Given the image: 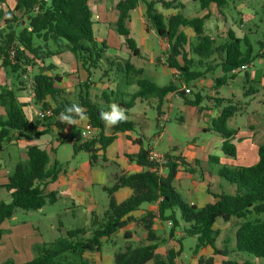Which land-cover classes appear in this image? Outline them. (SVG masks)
I'll return each mask as SVG.
<instances>
[{
	"label": "trees",
	"instance_id": "trees-1",
	"mask_svg": "<svg viewBox=\"0 0 264 264\" xmlns=\"http://www.w3.org/2000/svg\"><path fill=\"white\" fill-rule=\"evenodd\" d=\"M12 1L14 9L4 19L3 29L0 30V60L3 67L10 73L20 74L19 78L24 77V68L40 67L32 80L35 91L34 100L41 106V109L53 108V117L45 120L39 119L35 122L28 121L22 105L17 101L15 92L3 88L0 93V106L5 108L6 117H0V145L4 141H12L16 134L20 137L32 136L39 139L44 135V132L38 131L39 126L42 124L49 126L45 122L56 120L54 124L62 131L72 126V124L62 122L59 118L60 114L65 113V109L74 103L63 99L66 91L60 87L62 77L48 75V72L55 70L54 66H45L48 60L60 53H72L90 75L91 70L98 69L104 63L110 68L123 69L126 76L141 77L144 74L142 69L137 70L130 61L116 64L106 57L109 47L106 43H98L95 37L89 0ZM193 1L199 4L202 11L211 12L214 6L219 15H223V11L229 4V0ZM142 4L146 7L147 22L160 38L167 40L170 47L165 66L179 74L183 85H190L203 76L200 72L194 71L196 63L186 53L187 47H189V53L199 60L197 65L209 62L214 57L218 59L219 62L214 66L207 64L209 72L221 68L224 74L223 77L215 80L213 90L216 92L227 86L237 76H242L239 71L244 66H252L254 60L258 58V56L254 57L251 40L247 37L239 39L231 31L227 33L225 43L216 47L215 40L206 34L208 15L187 18L182 12L185 10L184 5L176 4L175 1L121 0L116 6L119 12L117 32L124 37L127 49L135 58L142 59V55L136 41L131 37L128 24L132 12ZM158 4L166 10L172 9L178 13L166 18L157 10ZM185 28L194 32L195 43L191 42L186 35ZM36 41L41 43L37 44ZM52 45L55 47L54 50L51 48ZM243 77L245 84L250 85L249 75L244 73ZM137 85L140 88L139 92L132 96L129 105H121L124 110L132 109L138 99L153 97L162 101L167 95L178 91L174 83L161 88L149 80L140 79ZM179 95L193 107H199L208 98L198 93L192 101H189L186 99L185 92H179ZM249 96V93L245 92V97ZM48 98L55 101L56 107L47 103ZM216 102L218 107H222L225 102L229 103V106L222 108L220 116L213 122V129L225 139L224 154L235 158L236 148L230 143L234 132L228 129L227 124L237 114L238 109L232 106V102L228 99L220 98ZM77 105L85 110L83 116L88 118L97 134L84 143L75 142L73 151L75 155L90 154L92 164L97 161V152L100 150L105 153L108 146L115 141L117 134L131 132L136 128L134 123L122 121L113 128L112 136H106L105 122L101 120L100 113L108 111L109 108L103 109L93 103L88 94L80 96ZM125 115L127 116L126 112ZM73 118L76 120L80 116L73 114ZM149 155V151H143L138 155H128L130 161H137L150 171L135 175L124 174L112 188H105L110 197L109 209L102 218H93L90 237H87L88 231L85 229L68 231L65 237L54 243L35 246L37 256L26 264H92L85 259L86 253L100 252L103 240L124 228L125 218L129 214L138 211L143 204L155 202H159L160 220L172 223L171 236H174L181 223L187 225L184 230L186 235L195 237L197 240L194 255H198L201 250L209 247L213 249L214 255L227 257V253L217 247L221 231L215 228L216 223L218 221L229 223L234 218L244 220L235 236L236 251L264 264V221L248 220L251 215L259 217L264 214V146L258 150L257 164L221 169L220 177L232 185L235 190L232 194L223 192L216 195L217 202L202 209L187 204L173 186L177 172V164L173 162V158L165 157L170 176L164 178L158 173V165L149 160ZM27 156L26 162L16 165L4 186L7 192L11 193L12 200L10 203L0 202V224L11 219L18 211H39L46 205L56 202V194L46 195L45 186L49 182H55L68 165H60L56 162L53 168H49V154L37 145L28 149ZM103 159L106 160L105 156ZM176 160L183 162L182 158ZM189 171L194 173L192 169ZM121 188H130L134 194L119 205L114 199V194ZM154 218L153 214H149L144 219L148 245L139 249L128 248L125 252L116 255L115 264H148L150 262L177 264L182 250L178 252L170 250L165 257L156 253L159 239L153 228ZM222 264L253 263L245 260L243 263L224 261Z\"/></svg>",
	"mask_w": 264,
	"mask_h": 264
},
{
	"label": "crops",
	"instance_id": "crops-1",
	"mask_svg": "<svg viewBox=\"0 0 264 264\" xmlns=\"http://www.w3.org/2000/svg\"><path fill=\"white\" fill-rule=\"evenodd\" d=\"M120 1L121 0H95L94 2L89 0L93 17L95 15L100 17L99 21L94 23L95 37L98 43L108 44V51H115L116 49L126 47L124 37L120 36L117 32L119 12L117 11L116 6ZM230 2H232V0L229 1L228 5H230ZM259 2L260 0H234L235 8H237L241 20L244 21L245 26H253L255 34L258 30V26L255 24V22L259 18L257 9ZM179 3L184 5L185 9L187 10L197 11V14L193 15V18L207 15L210 16V18H212L214 15L224 18L225 14H227V11L225 12L224 10L223 15H219L214 6L212 7L211 12L202 11L199 4L193 0H179ZM251 3H253V6H250ZM261 7L264 6L261 5ZM156 8L166 18L178 13V11L172 9H164L160 4H158ZM13 9L14 2L11 10ZM111 12L113 13V17L116 21L115 29L109 27L108 25V19L110 20L111 17L109 14ZM104 14L107 15V18L105 19ZM262 16H264V14ZM262 20L263 19H261V21ZM216 22L219 29L221 30V26L224 25L223 19H217ZM146 24H148L146 20V10L142 9L140 5L132 12L128 28L130 30L131 37L136 41L137 46L141 51L142 58L147 54L151 59H153L154 57L159 56V53H161L167 43L165 39H162L158 36L157 32L153 28H145ZM184 32L189 37V39L195 35L193 34L190 36L186 31ZM231 32H233L239 39H243L245 37L249 38L246 32L242 35L234 32V30ZM154 37L156 38V43L154 42ZM143 42L144 46L141 47L140 43ZM51 48L53 49L52 46ZM260 60L263 61L262 59ZM130 62L136 67L137 70L142 69L144 71L143 75L146 76L143 78L142 75L139 80H149L161 88L168 87L171 83H174L177 86L178 91L167 95L162 101L153 97L136 100L132 109L128 111L125 110L127 119L124 120V122L134 123L136 125L135 130L117 134L115 141L110 146H108L105 153L100 150L97 152L98 158L95 164L91 163V155L88 153H81L78 155L74 154V143H84L87 140L80 139L77 136L71 137L68 157L62 158L60 156V150L63 146V141L66 140L67 137L74 135V128H79L82 135L84 126L89 121L85 116H83V118L80 117L76 119L77 122L72 124V126H68L64 131L60 130L54 124L56 122V120H54L48 123L45 122V124H48L49 126H44L43 124L39 126L38 131L44 132V135L39 139H36L32 136L20 137L18 134H16L14 135V139L12 141H4L1 143L0 188L6 192L7 190L4 188V186L7 184L8 177L14 172V169L18 163L26 162L28 160L27 152L28 149L33 145L39 146L40 149L45 150L49 154V168H53L56 162H58L60 165H68L67 169L58 176V179L55 182H49L45 186V194L49 195L55 193L56 202L51 205H46L39 211H32L43 214L47 218L45 211L48 206H61L62 208L60 209V212L65 215V220L61 221V215H56L55 219H57V227H54L53 225V229L55 231L51 233V236L47 237V239L41 237L40 242H36L34 240L31 242L27 240L26 231L21 233L18 237L17 243H15L14 246V257L16 264H26L33 261L37 256L35 246L54 243L60 238L65 237V234L68 231L85 229L88 231L87 237H90L92 234L91 224L93 218H102L109 209L110 197L105 191V188H112L117 183L118 179L124 174L135 175L150 171L149 168L138 164L137 161H130L128 155H138L143 151H149L150 153H155L160 156L172 157L173 162L177 164V172L173 180V186L187 204L198 209H202L207 205L215 204L217 202V199L215 198L216 195H219L223 192L230 194L234 192L235 188L220 177L221 169L224 167H245V165L253 166L257 164L255 155L257 154V149L260 147H252V145L246 141L241 146L243 152H241L242 150L239 151L237 146V155L243 153L242 156H244L242 163H237V161L234 162L230 160L232 158L227 157L224 154L223 144L225 139L219 133L213 131V128H211L213 127V122L220 116L221 110L223 108V106L218 107V105L215 103L217 99H210L208 97L207 100H205L199 107H193L189 103H186L184 98L179 95V92L183 93L186 88H190L192 90L191 84L183 85L180 81H175L173 78L177 73L175 70H171L166 66H161L164 74L162 77L167 79V77L171 76L172 80L170 84L166 86H160L153 78H149L153 76L151 67L140 66L134 61ZM153 63L154 62L152 60L151 64ZM50 65H53L55 70L48 72V75H59L62 77V83L60 87L66 91V95L63 97V99L74 104H78L80 96H86L88 94L90 100L103 109L109 108V105L113 103L119 105L120 107L121 105L127 106L130 104L132 96L137 94L140 90L138 85H129L121 95L122 97H117L115 95L116 98H114L113 95H108L102 90L99 94L98 90H100L104 83L101 81L99 82V79H97V73H95L94 70H91L90 75L70 52L60 53L45 63V66ZM220 70L221 68H216L214 72L207 75L208 77L205 81L195 82L201 86H211L213 88L215 85L214 81L218 78H221V76L215 78L214 73L220 72ZM148 73L149 77L147 76ZM246 73L249 75L248 79L252 84L255 82L257 83V80L259 79H254V75L251 77L249 70ZM223 75L224 74L222 71V77ZM260 81L264 83V78ZM32 83L33 81L27 82L24 77L19 78L18 75H10L9 70L3 67L2 61L0 60V93L3 88L13 90L18 103L22 105L23 111L28 121L35 122L39 120L37 114L41 110V106L36 104L34 98H32L30 95V86ZM227 87L231 86L228 84ZM212 91L213 92L210 93V96L214 97L216 95L218 98L229 100L228 96L221 94L222 88L217 92L213 89ZM196 94L198 93L193 94L192 91L191 95L186 94V99L192 101ZM201 95L207 97L205 92H202ZM177 98H182L184 100V105L180 106L183 108V110H180L181 115L179 119L185 121L188 126H194L195 129L200 130L206 141H203V146L201 147L199 146L198 142H195V138L190 139L186 148L188 152L186 153L183 151L181 152V150L175 146L169 147V151H171V153H160L158 149L149 142L145 123L147 120H149L148 111L156 110L157 127L162 129L164 135L168 127L167 123L171 120V111L175 108V100H177ZM46 101L52 107H56V103L53 99L48 98ZM140 107H142V111L137 112ZM184 112H187L188 115ZM184 116H187L188 120H184ZM0 117H6V110L2 106H0ZM134 117H137V121H133ZM116 125L107 126L105 124L106 136L113 135V128ZM96 132L97 131L94 130L92 136L95 135ZM139 141L141 143H139ZM103 156H105L106 160L103 159ZM51 157H53L52 166L50 165ZM178 158H182L183 162L176 160ZM197 162H200V164L197 165ZM188 169H192L194 173L188 172ZM158 173L160 176L165 178L170 176V170L168 166L161 168ZM7 194L9 196V200L5 203H10L12 200L11 193L7 192ZM133 194L134 192L130 188H121L114 194V199L117 204L121 205L130 197H132ZM149 214H153L155 216L153 219V228L159 239L158 249L156 251L158 255L165 257L170 250H175L177 252L182 250L180 257L186 261L185 264H200V257L206 255L213 257L214 251L209 247L201 250L198 254V257L195 256L193 252L195 247H192L190 248L192 251V256L186 257L184 252V242L186 239H190L191 237L185 236L183 242L178 241L176 243L174 240L178 238L177 235H180V228H178L174 233V238L169 240L172 229L168 228L169 222H163L160 220L159 202H155L152 204H143L138 211L129 214L125 218L126 225L124 228L113 234L110 238H105L103 240V246L100 252L86 253L84 255L85 259L89 260L92 264H115L116 255L125 252L129 247L137 246L143 243L148 245L147 232L144 228L143 219ZM15 215L11 219H13ZM219 222L223 221H218L216 226L219 224ZM182 226L187 225L181 223L180 227ZM216 226L215 228L219 229ZM28 232L34 233L33 231ZM30 237L32 238V235ZM193 239L197 243L196 238L193 237ZM176 245H178L179 248H177ZM148 264L154 263L150 262Z\"/></svg>",
	"mask_w": 264,
	"mask_h": 264
},
{
	"label": "rangeland",
	"instance_id": "rangeland-1",
	"mask_svg": "<svg viewBox=\"0 0 264 264\" xmlns=\"http://www.w3.org/2000/svg\"><path fill=\"white\" fill-rule=\"evenodd\" d=\"M91 1L95 2V0H91ZM167 1L172 2V0H167ZM173 1H175L176 4H180L179 0H173ZM12 5H13L12 0H0V27H2V29H3L4 19H6L8 13L12 11L11 10ZM261 5L264 6V0H260V2L257 5L259 18L255 22V24L258 26L257 27L258 30L256 34L254 32L253 26L251 25L245 26L244 21L241 20L237 8H235L234 0H232V2H230V5H228L227 8L225 9V12L227 11V14H225L224 18L218 15L217 16L214 15L213 17L211 16L212 18L208 16V19L206 21V34L210 35L215 40L216 47L225 43L227 39V33L229 30L231 31L234 30V32L239 33L240 35L246 32L247 36L249 37L253 45L254 57L258 56V58L254 60L253 65L249 69L250 76L253 77L254 75V79H259L257 80V83L255 82L253 84L251 83L250 85H247L244 82V77L237 76L233 81H230L228 83L231 87L224 86L222 87V91H221L222 95L229 97V101L232 102L231 105L238 109L237 114L234 117H232L227 124L228 129L234 132V137L230 141V143L235 146L236 152H237V146L239 148V151L242 150L241 152H243L241 146L244 144L245 141L251 144L252 147L255 146L259 148L261 146H264V83L260 81L261 79L264 78V62H263L264 61V16H262L264 14V7H261ZM250 6H253V3H251ZM141 8L146 10L144 4L141 5ZM182 12L187 18H193V15L197 14V11L187 10V9L183 10ZM109 15L111 17L110 20L108 19V25L109 27L115 29L116 21L115 18L113 17L114 15L112 12ZM104 16H105L104 19L107 18L106 14H104ZM220 18L223 19V23H224V25L221 26V30L219 29L216 22L217 19ZM261 19L263 20L261 21ZM145 28L151 29L152 27L148 23L146 24ZM184 31H186L190 36L194 34L193 31L189 28H185ZM190 40L191 42L195 43L196 41L195 35L192 36ZM154 42L155 43L157 42L155 37H154ZM36 43L40 44L41 42L36 41ZM166 43L167 45L164 46V49L161 51V53H159V56L154 57L153 59H151L150 56L147 54L142 59H137L132 56V53L130 52L129 49H127V47L116 49L115 51H107L106 57L110 58L116 64L119 63L124 64V62L126 61H134L137 62L140 66L151 67V70L153 71L152 73L153 76L149 77V73L147 76L149 78H153L160 86H166L170 84L172 80L171 76L167 77V79L162 77L164 76V74L161 66H165V61L167 60V56L170 51V47L168 45L167 40ZM140 45L141 47H143L144 42L140 43ZM52 47L53 49H55L53 45ZM186 49H187L186 53L193 59L192 61L196 63L194 71L203 74V76L198 81L199 82L205 81L208 77L207 75L214 72V71L209 72L207 70V64L209 63L211 66H214L217 62H219L218 59L214 57L209 62H203L202 65H197L199 60L193 57L191 53H189V47H187ZM261 57H263V59ZM260 59H262L263 61H261ZM152 60L154 62L153 64H151ZM39 68H40L39 66L34 68L33 67L24 68L23 76L27 80V82L33 80L35 74L39 72ZM94 71L95 73H97L98 76L97 79H99V82L101 81L102 83H104L101 86L100 90H98L99 94L101 93L102 90L105 91L108 95H113L114 98H116L115 95L117 97L119 96L122 97L121 95L126 90V87L129 85H137V81L140 78L136 75H132V76L127 75L126 77L123 69L119 67L110 68V66H107L105 63L101 64L98 67V69ZM9 74L14 75L10 72ZM18 75L20 76V74ZM145 76L146 75H143V78ZM219 76L222 77V69L220 70V72L214 73L215 78ZM173 78L175 79V81H180V76L178 73H176ZM191 88L193 94L205 92L207 97H209L210 99H220L216 95L214 97L210 96V93L213 92L212 91L213 88L211 86H201L196 82H192ZM245 92H248L250 96L245 97ZM215 103L217 104L216 101ZM183 105H184V100L182 98L180 99L177 98V100H175V108L172 109L171 111V120L167 123L168 127L164 135L162 129L157 127L156 110L148 111L149 120H147L145 123L147 127L149 142L152 143V145L155 146L160 153H171V151H169L170 150L169 147L171 146H175L176 148H179L181 152L183 151L184 153H186L188 152L186 148L190 139L195 138V142H198L199 146L201 147L203 146V141H206L200 130L195 129L194 126L191 127L188 126L185 123V121L179 119L181 115L180 110H183V108L180 106ZM226 106H229L228 102L224 103L223 108ZM139 111H142V107H140L137 112ZM185 114L188 115L187 112ZM184 120H188L187 116H184ZM133 121H137V117H134ZM213 131L215 130L213 129ZM73 134L74 135L67 137V139L63 141V146L60 150V156L62 158L68 157V152L70 148L69 144L72 136H77L80 139H85L82 137L81 130L79 128H74ZM95 135H93L92 137H94ZM242 155L243 153L236 155L235 159L232 158L230 160L234 162L237 161V163H242L244 158V156ZM256 159L258 162V151L257 154L255 155V160ZM50 165L51 166L53 165V157H51ZM156 165H158L159 170L167 166V164L161 165L158 163H156ZM189 170L191 169H188V172H190ZM0 179H1V175H0ZM8 200H9V196L7 192L2 188H0V202H8ZM61 208H62L61 206H48L45 211V213L47 214V218L45 217V215L39 214L38 212L18 211L13 219L2 222L0 224V264H7V263L16 264V260L14 257V246L15 243H17L18 237L21 233H24L26 231L27 232L26 239L31 242L32 240L36 242H40L41 237H43L44 239L50 237L51 233L55 231L53 229V225L54 227H57V219H55V216L60 214L61 221L65 220V215L62 212H60ZM256 219L264 221V214L259 217L256 215H251L248 218V220H256ZM243 222L244 220H239L236 218H234L230 223L219 222V224L216 226L217 228L221 229L220 230L221 234L220 237L218 238V247L221 251L227 253V257L216 256V255H213V257H209L208 255H206L199 258V263L222 264L224 261H235V262L243 263L245 260H249L253 264H262V262L255 261L253 258L239 254L236 251L235 236L239 226ZM186 227L187 226L180 227L179 229L180 235H177L178 238L174 240L176 243L178 241L183 242L185 236L188 237L184 231ZM168 228L172 229V226L169 225ZM28 231H33L34 233H29ZM29 235L30 236L32 235V238ZM172 238H174V236L169 237V240ZM195 244L196 242L192 237L190 239L188 238L185 240L184 252L186 257L192 256V251L190 248L195 247ZM141 245L145 246L146 244L143 243L129 248L139 249L142 247ZM176 247L179 248L178 245H176ZM195 256L198 257V255ZM200 260L202 262H200ZM177 262L178 264L186 263V261L181 257L178 258Z\"/></svg>",
	"mask_w": 264,
	"mask_h": 264
},
{
	"label": "clouds",
	"instance_id": "clouds-1",
	"mask_svg": "<svg viewBox=\"0 0 264 264\" xmlns=\"http://www.w3.org/2000/svg\"><path fill=\"white\" fill-rule=\"evenodd\" d=\"M84 111L81 106L72 104L65 109V113L60 114V120L68 124H75L77 121L73 118V114L83 118ZM100 118L107 126H114L127 119L125 110L115 103L109 105L108 111H101Z\"/></svg>",
	"mask_w": 264,
	"mask_h": 264
},
{
	"label": "built area",
	"instance_id": "built-area-1",
	"mask_svg": "<svg viewBox=\"0 0 264 264\" xmlns=\"http://www.w3.org/2000/svg\"><path fill=\"white\" fill-rule=\"evenodd\" d=\"M45 2H48V0H45ZM100 19V17L98 15H95L92 20L94 23L98 22ZM2 29V27H0V30ZM13 54V53H12ZM251 66H244L239 72L242 74L246 73L249 69H250ZM185 94H191L192 93V90L190 88H186L184 90ZM30 95L32 96V98H35V91H34V85L33 83L31 84L30 86ZM38 118L40 120H45V119H49L51 117H53V108H47V109H41L38 114H37ZM94 131V128L93 126L91 125V123L88 121L85 126H84V129H83V133H82V136L83 138L85 139H90L92 137V133ZM149 160L153 163H158V164H161V165H164L167 163V159L164 157V156H160L158 154H155V153H150L149 155ZM170 226H172V223L169 222L168 223Z\"/></svg>",
	"mask_w": 264,
	"mask_h": 264
}]
</instances>
